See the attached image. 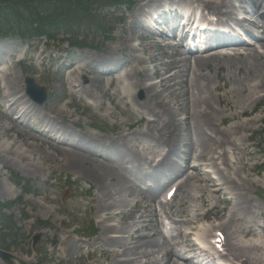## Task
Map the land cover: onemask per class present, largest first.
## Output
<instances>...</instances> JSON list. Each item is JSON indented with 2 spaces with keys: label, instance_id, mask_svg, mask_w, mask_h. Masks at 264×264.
Masks as SVG:
<instances>
[{
  "label": "rangeland",
  "instance_id": "obj_1",
  "mask_svg": "<svg viewBox=\"0 0 264 264\" xmlns=\"http://www.w3.org/2000/svg\"><path fill=\"white\" fill-rule=\"evenodd\" d=\"M122 1V4L114 6L88 2L85 11L93 15L90 24L87 21V24L83 22L79 26H62L49 40L33 38L24 42L13 37L0 38V71L10 69L14 76L21 79L14 86L20 84L15 90L20 91L19 95L13 99L23 97L24 79L34 76L38 77L36 84L43 87L48 96L41 105L35 104L23 115L18 114L21 116L19 120L27 126L26 130L19 128L22 132L14 129L7 133L6 129L13 125V115L7 107L4 108V96L9 93V88L8 80L0 72V204H8L1 212L4 217H0V253L7 257L2 260L0 256V264H111L110 252L121 253L131 249L135 246L133 237L137 234L156 233L160 225L153 217L154 209L158 211L160 224L165 218L170 222L169 228H172L167 235L169 246H163L162 253L173 247L176 253L182 254L179 247L186 246L187 242L178 236V232L184 230L180 221L193 208L199 213L206 212L198 224L206 226L226 220L224 216L227 218L229 212L235 213L240 224L234 221L227 232L222 231L226 243L260 240L264 235V124L247 133L251 138L246 139L243 134V139L238 140L234 131L229 129L232 111L224 107L222 100L225 97L224 87L240 78L244 67L236 61L229 67L222 60L211 61L206 67L193 66L194 57L183 55L175 47H161L140 26L147 8H138L151 0ZM185 1L163 0L160 4L189 7ZM238 1L244 3L243 10L250 20L257 19L252 15V0H231V3L238 6ZM49 13L52 14L48 11L45 15ZM135 21L140 28H136ZM246 28L251 32L255 30L250 24ZM71 42L81 47L71 48ZM247 48L257 49L259 44L244 47ZM106 52H110L111 68H116L114 77L120 80V83L113 82V88L124 93L127 85L125 75L133 74L136 68L141 74H133L134 79L143 81L141 87L153 84L158 94L169 101L172 109L159 107L156 112L168 109L176 119L179 131L177 141L171 147L139 134L146 127L148 118H156L149 117L150 112L134 108L131 98L125 105L119 102L116 107L111 104L112 98H104L101 108L96 113L92 111L87 103L92 104L94 100L86 98L85 94L101 96L109 81L98 73L91 74L88 71L90 68H86V77L79 75V82L86 84L89 79L92 80L91 91L81 93L82 99L69 95L67 81H73V76L69 75V64L85 67L88 58ZM183 57L188 58L184 66L181 63L178 67L172 66L173 62ZM236 67H241L240 71ZM105 68V65L101 66L100 71ZM159 74L172 75L173 82L169 87H161ZM145 75L149 76L146 81ZM101 79L104 80L101 82ZM207 83L211 84V89L202 90V94L197 88L192 91L197 84ZM141 87L132 91L134 99L140 104L147 102ZM179 94H183V99L187 97V103L180 104L181 98L176 96ZM227 97L235 101L234 95L228 94ZM204 99L205 103L211 102L214 122L211 126L201 124L196 130L189 118L192 117V109L202 105ZM176 104H180L178 108ZM131 107L139 115L134 118L123 116L124 110ZM105 108L110 109L114 117H102ZM208 108L204 104L202 109L205 111ZM252 112L253 116L263 113V104H256ZM218 113L226 119L221 121ZM247 118L250 116L243 119ZM45 124L50 125L52 130L66 133L61 140L76 142L78 135H91L97 137L100 145L106 144L105 148L117 141L120 135L126 136L124 144L114 148L118 155H112L92 143L83 144L117 163L119 171L126 170L125 173L131 176L127 175L132 183H129L127 191L121 193L120 202L108 211L100 212L96 195H100L99 191L103 188L93 178L70 168L57 145L52 143L49 146L28 138L31 135L39 137L30 130H43ZM216 132L219 136L212 141L213 147L209 142L204 148L199 145L198 137L208 138ZM219 139L223 142L218 143ZM221 145L222 149L217 148L215 152L216 146ZM164 154L166 165L151 167V161ZM122 158L123 165L119 164ZM168 162H174L175 166L168 167ZM196 167L198 169L194 170ZM159 173L171 179L183 176L180 181L189 174L193 177L192 187L188 192L185 189L176 190L173 200L165 202V193L170 185L164 186L166 180L160 179ZM238 177L246 180L244 191H234L228 182L230 178ZM135 178L137 180L133 182ZM205 180L221 186L213 188ZM142 184H152L153 187L140 191ZM201 190L205 191L204 199L199 198ZM149 191L154 198H149ZM107 200L103 194L100 195V201L106 203ZM208 206H217V209L211 211ZM136 208L139 210L134 212ZM216 211H222L221 217ZM138 219L141 223H137ZM108 226L117 230L108 237H118L115 238L118 244L108 243L101 237L103 229ZM245 226H251L254 231L244 236L239 234V227ZM210 236H214L213 231ZM65 240L69 242L64 244ZM226 254L227 251L223 254L225 258Z\"/></svg>",
  "mask_w": 264,
  "mask_h": 264
},
{
  "label": "bare ground",
  "instance_id": "obj_2",
  "mask_svg": "<svg viewBox=\"0 0 264 264\" xmlns=\"http://www.w3.org/2000/svg\"><path fill=\"white\" fill-rule=\"evenodd\" d=\"M163 0H151L150 2H145L143 4H140L138 10H143L144 7L147 6H153V4L157 5L160 4ZM191 6L193 9H199L202 13L207 12L211 16H217L218 20L222 22L224 19H229L232 17V12L235 10V7L231 4V0H187L185 1ZM151 4V5H150ZM251 9L255 14H257V18L259 19L257 21L250 22L251 25H253L257 29V33L259 34L256 37V40L261 41L259 43V47L262 49V53H259L256 49H243L245 53H235L234 55H225V54H216V55H210L207 57H194L193 58V66L196 67H206L209 62L214 60H222L223 62H226L227 65L230 67L235 61L239 62L244 67V72L241 74L240 78L235 79L233 82H230V85L226 88L224 87L223 93L225 94V97H222L223 105L225 108H228V110L232 111L231 114V120L232 124L229 127L232 131H234V134L238 140H242L243 134H245L246 139L251 138L250 136H247L248 132H251L252 130L258 128L259 124H264V112L259 113L256 115H252V108L258 104L261 103L264 106V22L262 21V15H264V0H252L251 2ZM202 18H205V15L202 14ZM137 23V21H135ZM140 24V23H139ZM141 26V25H140ZM142 27V26H141ZM136 28H140L137 26ZM135 37V36H134ZM263 38V40H261ZM238 51V50H234ZM110 52H106L101 56L98 57H90L88 58V64L87 66H78L76 64H69L70 73L69 75L73 76V81H67L68 82V89L74 98L82 99L81 93H88L91 91L90 85L93 84V81L89 79L86 84H82L79 82V75H83V77H86V68H90L88 71L90 73H98L100 76H105L106 80L109 81V83L106 84V89L103 90V94H100L101 96H93L91 94H85L86 98L94 100L92 104L87 103V106L92 110L97 112L102 106V99L104 98H112L111 104L114 105V107L118 106L119 102L123 103L124 105L127 103V99H132V102L134 103V108H137L139 111L143 112H150L148 115L149 117H155V120H151V118L147 120L146 127L143 128L139 134L146 138H151L153 141L159 142L165 147H171L175 141H177V134L179 131V127L175 124L176 119L174 118L173 113L169 111L168 109H165L164 111L156 112L157 110H160L159 107H169L172 109V107L169 105V101L165 98H162L161 94H158L156 91V86L153 84H148L146 86H142L143 81H136L134 79V75L137 76L141 74L138 69L135 68L133 74H126L125 78L127 80V85L124 87L123 90L124 93L119 91V89H115L112 87L113 82L117 81V83H120V80H117L114 77V74L116 71L108 70V71H100V67L105 65V67H108L112 60L109 57ZM179 56V55H178ZM58 60H60L58 58ZM188 61V58L183 57L179 61H175L172 63L173 67H178L179 64H183L184 66L186 62ZM190 66L187 70H189ZM219 69V67H218ZM241 67H236L237 71H240ZM6 79L8 80V88L9 93H7L5 102H3L4 108L7 107L10 111H12L13 115V125L11 128L6 129V132H11L14 129L20 130L21 129L26 130V125L23 124L19 119L21 116H18L20 109H24L21 115L25 113L27 109H30L31 107H34L35 104L31 102L28 99V96L26 94L23 95V97H19L17 99H13L19 95V92H16V87L19 85L15 84L20 81L21 79L17 76H14V73L10 69H5L2 72ZM149 76L145 75V81L146 78ZM38 77L34 76L31 77V79L36 83V79ZM104 79H101V82ZM173 82L172 75H163L159 74V83H161V87L167 88L168 85ZM140 87L143 89L144 97H146L147 102L145 103H138L136 99H134V94H132L133 90L140 89ZM197 88L198 92L202 94V90L211 89V84L207 83L204 85L197 84V87L194 86L192 88V91ZM22 89V87H21ZM25 90V88H23ZM21 90V93L24 92V90ZM115 89V90H114ZM186 93V91H185ZM228 94L234 95L233 99L235 98V101L232 99H229L227 96ZM121 95V97L119 96ZM186 95V94H185ZM179 98H181L180 104L187 103V97L183 99V94L176 95ZM27 97V98H26ZM9 98V100H8ZM220 99V98H219ZM203 99H201L202 101ZM180 104H176V107ZM206 105V107H209L205 111L202 109L203 105ZM249 105V106H248ZM129 106V105H128ZM131 106V105H130ZM250 109V110H249ZM192 117L189 118L192 122L193 128L198 130L199 125H212L214 122V109L211 105V102H206L205 99L203 101V104L197 107V109H192ZM219 114V119L221 121H224L226 117H223V114ZM123 116H126L128 118H134L135 116H138L139 113H136V110L133 109V107L124 110ZM252 115V116H251ZM102 117H114L113 112L110 111V109L105 108L103 111ZM245 116H250V118L243 119ZM195 122V123H194ZM75 123V122H74ZM48 125V124H47ZM51 129V126L48 125ZM47 127V126H46ZM31 133H34L38 135L39 137L35 138V136L31 135L28 138H33L34 140H37L38 142H42L45 144L51 145H57L56 148L61 149L60 151L62 153V156L65 158L66 162L68 163V166L72 169H74L75 172L82 173L84 175H87L97 184H99L103 189H101L100 195L103 194L106 198H108L106 203H103L100 201V195H96V200L98 202V208L100 212L108 211L109 208L113 207L115 204L120 202V196L121 193L124 191H127V188H129V183H132L131 179L127 176L126 170L125 172H121L118 170L117 163H114L110 161L106 157H102L96 152L90 150L89 148H85L83 146L84 143L88 142L87 144H94L98 148L102 150L108 151L112 155H118L117 152L114 150V148L118 145L124 144L126 140V136L120 135L119 139L117 141H114L113 144L107 148H105L107 145H100V143L97 140V137L91 136V135H73V137H78V140L76 143H68L64 141H58L56 139H52L51 137H48L44 133H39L34 130H30ZM55 135L58 133H61L60 136H66V133L62 132H55L52 131ZM39 133V134H38ZM59 135V134H58ZM198 137V134H195ZM219 133H214V136H210L208 138H203L202 136L199 138V145L204 148L208 142L210 143V147H213L212 141L217 138L218 139ZM41 137L45 138L42 139ZM27 138V139H28ZM217 141V140H216ZM216 141L214 142L216 144ZM109 143V141H106ZM223 141L219 139L218 143H222ZM53 143V144H52ZM63 146V147H59ZM209 146L206 148L208 149ZM55 147V146H54ZM221 146H216L215 152L219 149H222ZM167 153V152H166ZM226 155V154H224ZM139 156V155H138ZM166 154L162 156L159 162L157 164H164ZM124 158L120 159L119 164L123 165ZM153 163V160L151 161L150 165ZM165 165V164H164ZM175 165L170 164L168 167H174ZM242 164V168H243ZM198 167L194 168V170H197ZM117 170V171H116ZM174 170V169H173ZM125 173V174H123ZM124 177V178H123ZM192 176L189 174H186L184 176L183 181L178 185V190H187L192 187ZM137 179V178H136ZM191 182V183H190ZM206 183H212L208 180H205ZM231 187H233L234 191H244L246 187V180L238 178H230L228 180ZM106 183H109L108 185H105ZM167 183V182H166ZM165 183V184H166ZM164 184V185H165ZM213 188H219L221 185H212ZM162 188V186H159ZM221 190V188H220ZM199 198H205V191H200ZM188 194V193H187ZM149 198H154V196L149 191ZM209 210L213 211L217 209V206H208ZM193 208V210L189 211V213L186 212L184 215V219L180 222L184 224V230L178 232V236L180 238H185L189 242V245L187 247H179L180 250H184L186 253L192 252L195 250V247L198 243H207L208 239L212 231L216 233H222V231L227 232V229L234 225V221L238 222L240 224V221L236 218L235 213L229 212L226 216H224V219L221 220L218 224H209V225H198L200 220H203L205 217L206 212H200L198 209ZM139 210V208H136L134 212ZM154 219L158 223V212L154 210ZM217 214L220 215L221 213ZM140 219V218H139ZM138 219L137 223H141V221ZM99 224H103L99 223ZM263 228V227H258ZM143 229V228H142ZM171 231V229H170ZM169 231V232H170ZM250 231H254V229L251 226H245V227H239V234H242L243 236ZM111 233H117V230L112 227L108 226L107 228L103 229V233L101 237H104V239L108 243H114L118 244V242L115 241V238L118 237H108ZM241 235V236H242ZM131 237L133 235H130ZM242 236V237H243ZM55 239L57 238L54 236ZM135 240V246L128 250H123L121 253L119 252H110L111 257V264H180L178 261L180 260V257L178 256V253H176L174 250L175 248L169 247V249L162 253L161 250L163 246H169L168 243V236L167 233L163 232L162 229L157 226L156 233H145L142 235L137 234L135 237H133ZM226 238V237H225ZM260 240H254V239H247L244 241L239 242H229L226 243L225 239V246L228 257L232 258L234 261H237L239 264H264V235L261 236ZM213 239V238H212ZM68 243L69 240H65V243ZM210 242V241H209ZM208 242V243H209ZM66 248V246H65ZM158 250V251H157ZM122 259V260H120ZM206 260L213 261V258L211 259L208 256H206ZM183 264H188L186 261L183 260Z\"/></svg>",
  "mask_w": 264,
  "mask_h": 264
},
{
  "label": "trees",
  "instance_id": "obj_3",
  "mask_svg": "<svg viewBox=\"0 0 264 264\" xmlns=\"http://www.w3.org/2000/svg\"><path fill=\"white\" fill-rule=\"evenodd\" d=\"M94 1L105 6L123 3L122 0H0V38L13 37L22 41L41 37L51 39L62 26H79L83 22L87 24V21L90 24L93 15L85 8L88 2ZM48 11L52 14L45 15ZM70 46L81 47L75 42ZM7 207L8 204H0V217H4L1 212Z\"/></svg>",
  "mask_w": 264,
  "mask_h": 264
},
{
  "label": "water",
  "instance_id": "obj_4",
  "mask_svg": "<svg viewBox=\"0 0 264 264\" xmlns=\"http://www.w3.org/2000/svg\"><path fill=\"white\" fill-rule=\"evenodd\" d=\"M25 84H26V90L27 93L29 94H42L44 97V90L43 88H39L31 79H26L25 80ZM36 241V238H35Z\"/></svg>",
  "mask_w": 264,
  "mask_h": 264
}]
</instances>
